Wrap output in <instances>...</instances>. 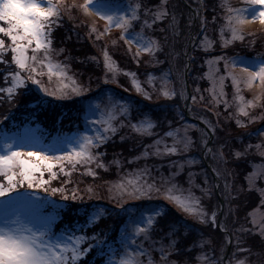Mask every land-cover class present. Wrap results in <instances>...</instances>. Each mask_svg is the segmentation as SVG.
I'll return each mask as SVG.
<instances>
[{"label": "snow or ice", "instance_id": "snow-or-ice-1", "mask_svg": "<svg viewBox=\"0 0 264 264\" xmlns=\"http://www.w3.org/2000/svg\"><path fill=\"white\" fill-rule=\"evenodd\" d=\"M199 7L192 10L188 18V26H194L199 21V27L204 29L205 36L198 47L208 51L213 47L214 41L207 36L209 21L203 14V0H197ZM95 5L96 11L93 12ZM169 0H159V3L147 7L143 0H130L128 9L122 14H100L99 19L104 21L103 28H98L94 23L89 25L88 38L95 42L101 41L111 33L114 27L119 30V36L111 41V46H118L122 41L128 45V51L133 59L139 62L142 54H147L152 60L162 50L159 40L147 34L146 30H152L154 25L168 21L167 28H178L179 20L175 12L169 10ZM220 7L224 9L223 22L219 25V42L221 47L227 48L235 42L244 43L247 39L248 46H254L256 37L253 33H245L243 25L252 20L259 19L264 25V0H241V6L233 7L229 0H221ZM215 10V9H213ZM101 8L96 0H0V77L5 86H0V105L7 102L15 107L18 96H34L35 99L27 107L33 109L28 119H35L39 111H43L56 105L57 102L71 100L74 97H85L90 91V86H85L76 76L69 75L70 65L62 62L57 57L64 52L63 48L57 50L53 47L52 34L54 30L62 26V20L67 17L75 20V13L84 16L100 13ZM217 17H212V23ZM83 23V22H82ZM140 25V31H136V25ZM79 26V25H77ZM161 32L164 28L159 29ZM133 33H135L133 35ZM132 35V39L126 36ZM133 43L135 51L133 52ZM104 45L101 50L103 60V83H117L118 77L124 75L130 78L136 92L145 99H152V92H156L158 98L174 100L178 95L181 101L191 99V105L185 104L189 113L200 120L199 124L185 123L180 127H171L163 136L155 139L144 147L140 155L130 162L147 160L150 157L158 159L173 156H184L183 160H170L169 173L165 175L161 170L163 165L153 167L145 164L141 168L134 169L120 175L115 181H105L108 199L114 201L116 209L98 205L93 211L78 210L75 215H84L81 223L76 220L73 223L64 222V213L70 208L69 202H78L85 199H100L94 185H86L83 190L78 186H72L71 176L80 168L81 175L98 178V170L109 171L113 164L119 168L122 162L114 159L105 163L104 152L99 149L107 144L122 129L128 128L132 133L141 137H152L157 127L156 121L150 113H142V119L132 121L133 105L128 101L115 98L111 90L106 92V100L98 102L89 99L84 105L85 128L71 134L58 131L55 136L49 137L40 128H32L25 124L23 128L15 126V131L0 127V264H178L171 260L173 254L179 249V235L181 228L186 236L191 231V225L171 224L170 231L166 234L168 243L164 239L152 240L151 232L154 230L158 219L167 214L163 206L148 210H137L125 207L129 201L152 200L162 198L173 204L178 211L186 216L193 217L201 225L217 226V211L211 215L205 210L198 197L192 191L193 187L200 188L205 196H210L209 187H201L196 184L197 175L204 176V184L208 185L207 173L188 172L189 187L184 189L176 183V178L184 172L185 167L191 168L198 165L200 160L188 153L197 148V141L192 133H199V148L203 155L211 156L217 165L226 166L228 160L223 151L224 145L214 151L209 147V141L216 137L220 127L217 111V121L214 124L205 116H196L194 106L197 104L196 94L189 97L182 88L179 93L170 86V70L163 72L159 77L149 75L147 83L153 85L152 92L142 87L141 81L135 72H123ZM11 55V60L7 58ZM99 65L97 57H89ZM191 59V57H189ZM223 61V73L220 63ZM209 73L207 78L211 82V88L207 91L211 94V104L216 108L223 104L228 112L227 119L234 120L238 128L246 129L249 124L264 120V111L259 115L253 114L255 109H264V93L246 99L242 94V85L251 89L254 84L264 88V53H258L252 60L243 57L227 58L214 56L207 60ZM14 66V67H13ZM159 81V89L155 87V81ZM230 80L233 88L232 101L226 99L225 81ZM199 93V89L194 90ZM203 101L204 97L199 96ZM178 112V108H177ZM179 114V112H178ZM9 114L0 118V126L8 120ZM90 117H95L90 119ZM183 120V115H179ZM246 118L247 122H245ZM90 129V130H89ZM252 136V132L237 135ZM256 135L261 138L255 145H245L244 151L233 150V156L239 159L246 155L248 150L255 148L260 156H264V130H258ZM126 137L122 136L123 141ZM170 140V142H169ZM27 149V150H26ZM175 169V171H173ZM212 171L217 178H221L223 172L218 167ZM224 171H228L224 167ZM66 177L59 186H53V182ZM249 190H256L261 196L260 204L264 205V188L257 187L258 180H264V165H254L253 171L245 177ZM219 187V185H216ZM231 185L225 181L224 192H230ZM47 195L39 197L38 193ZM59 196V200L53 199ZM118 210V211H117ZM116 214L128 217L125 224L119 230L116 241L109 240V232L101 229L100 232L87 234V230L95 228L101 220ZM251 228L241 226L238 233L259 235L264 239V214L250 212ZM63 224L57 228L58 224ZM220 229L225 233V243L221 248V256L213 259L205 252L197 257V264H223L224 249L228 243H232V234L224 223H220ZM198 244L211 245V238L198 234ZM148 241L152 248H146L140 238ZM159 244L156 248L155 245ZM241 238L235 236L236 251L227 264H248L247 258L236 259L240 252L249 251L240 247ZM86 245V246H85ZM190 246L187 250L191 251ZM152 251L160 253L159 261L152 256ZM91 255V259L89 256ZM146 258V259H145ZM187 264V261L185 262Z\"/></svg>", "mask_w": 264, "mask_h": 264}, {"label": "trees", "instance_id": "trees-1", "mask_svg": "<svg viewBox=\"0 0 264 264\" xmlns=\"http://www.w3.org/2000/svg\"><path fill=\"white\" fill-rule=\"evenodd\" d=\"M143 2L147 7H152L159 3V0H143ZM177 2L184 9V12L189 11V6L187 4L182 3L180 0H177ZM79 3H81V1ZM203 3V14L209 21L208 25L215 26V23L211 22L212 17L216 16L217 19H219V12H223L218 6V0H203ZM74 15H76L75 20H69L67 17H64L62 20V26L54 30L52 34L53 47L57 50L61 48L65 50L57 57V59L68 63L70 65L69 75L76 76V78L85 86H90L92 91H90L85 97H74L71 100L57 102V104L51 108L39 111L33 120L28 119L33 109L28 108L27 105L32 102L35 97L24 95L18 96L16 98L15 107H12L7 102L0 105V118L8 115L9 109L11 108L10 118L5 120L4 124L0 127L15 131V126H19L20 128H23L25 124L32 128L38 126L40 130L49 137L55 136L58 131L68 134L78 130L83 131L85 128L83 105L89 99H96L99 101L106 100L107 90H111L115 98L121 99L122 101H128L133 105V122L142 119V113L151 114L152 119L157 123V127L154 129V136L141 137L132 133L128 128H124L117 133L111 141L99 149L100 152L105 153V156L103 157L105 163H109L114 159L120 160L122 164L119 168L117 165L113 164L109 171L98 170L99 176L96 179L81 175L83 172L82 168L77 172H74L71 176L73 184L69 187L78 184L79 188L83 190L86 185H94L99 197H101L100 199H88L85 195L83 201L69 202L70 208L64 213V222L73 223L76 220H79L83 223L85 216L75 215L80 209H85L87 212H91L98 205H103L106 208L114 210L116 209L115 202L108 199L105 181H115L119 179L118 172L120 175H123L126 172H130L148 164L153 167L154 174H158L155 172V166L163 165L161 170L165 175H168L169 161L183 160L185 158L184 156H173L161 160L155 157H150L146 161L141 159L138 162H130L134 157L140 155V153L144 151L146 145L151 144L155 139L163 136L165 132L170 130L169 122H171V127L173 128L180 127L185 123H199L186 116L183 101L179 99V95L174 100L158 98L157 93L152 92L153 85L147 83L149 75L159 77L163 72L169 70L172 72L170 51L171 40L174 36L167 28L168 21H163L154 25L152 30H146L148 35L159 40L161 43L162 50L157 53L156 59L152 60L147 54H142L139 57V62H137L136 59H133L132 53L128 51V45L124 44L122 41L118 42V46L116 47L111 46V41L119 36V30L114 31L112 37L95 42L94 46L93 40H90L87 35L89 31L88 23L84 20L82 14L74 12ZM160 28H164L165 31L161 32L159 30ZM136 30L140 31L139 24L136 25ZM255 37L256 43L251 47L247 45V39H251V37H248L244 43L235 42L227 48L221 47L220 42L217 40L210 53L202 52L201 48L198 47V42L197 45L193 47L190 54L189 79L192 95L196 94L198 96V93H195L194 91L195 88L199 87L201 89H206L208 86L209 82L202 76L207 69V57L219 55L227 58L241 56L253 59L258 53H264V34H255ZM105 44L109 46V53L116 61L119 68L123 72H135L138 79L141 81L142 87L152 92L151 100H147L142 95L138 94L132 86L130 78L127 76L120 75L117 83H103L104 69L101 50ZM134 51L135 49H133V52ZM89 57H97L100 60L99 65L94 61L89 60ZM7 58L10 61L11 55L9 54ZM222 63L223 62L221 61V64ZM0 67H2V65H0ZM221 69L223 70V67ZM169 78H172L171 73ZM154 83L155 87L159 89V81L157 80ZM3 85L2 77H0V86ZM228 85H231L230 80H227L226 86ZM228 90H232V88ZM191 103L192 102L190 101V104ZM210 105L213 107L211 103ZM214 109H216L215 112L218 111L220 113V127L217 130L216 137L213 139L212 146L215 150H218L220 145H224L223 151L228 160V164L226 166H220L217 165L213 159H211L210 162L212 168L218 167L223 174H225L227 182L231 185L230 192H223L221 197L216 191L215 176L213 171L206 165V157L203 155V151L199 148L198 132L192 133L194 140L197 141V148L188 153V156L196 157L200 160V163L198 165H193L191 168L185 167L184 172L176 178V183L184 189H187L189 187L188 172L194 171L199 173L203 169L207 173L208 185L204 184L203 175H197L195 177V182L201 187H209L211 189L210 196H205L200 191V188L193 187L192 191L196 196L201 197V203L209 215H211L213 211H217L218 220V217L221 214L222 223L227 226L229 232L232 234V246L228 260L232 258L233 252L236 251L235 236L239 235L241 238L240 247L248 249L249 251L238 253L236 259H243L246 257L248 264H264V239L259 235L236 232L241 226H252L250 223V212H253L254 209L260 206L264 208V205L260 204L261 196L259 192L256 190H249L245 179L246 175L253 170V165L262 160V156L257 153L255 148L248 150L246 155L239 159H236L233 156V150L243 152L245 145L249 143L255 145L260 142L261 138H259L256 133L258 130H264V120L249 124L246 129H241L238 128L234 120L227 119L228 112L234 111L233 108H229L225 111L223 104H220ZM259 111L261 112L264 110L259 109ZM215 112H213L210 106H208L207 113L214 124L217 121V116L214 114ZM181 114L183 115V120H180L179 118V115ZM193 117L196 118L195 116ZM246 132H252L253 135H242L240 139H237L238 134ZM122 136L126 137L123 141L121 140ZM224 167H226L228 171H224ZM173 171H175V169H173ZM64 179H66V177L61 176L59 180L53 182V186H59ZM45 195L47 194L43 192L38 193L39 197ZM53 199L59 200V196L54 197ZM160 206H163L166 209L167 214L159 218L158 222L155 224L154 230L150 234L152 240L158 241L163 238L164 243L167 244L168 237L166 234L170 231L169 226L171 224L191 225V231L186 236L183 234V228H181L180 233H178L179 242L177 248L179 249V252L173 254L170 257L171 260L177 261L178 264H185L186 261L187 264H197L196 257L202 251L207 253L213 259H218L221 256V248L225 243V233L219 227L221 221L220 223H217V226L215 227L210 224L207 226L201 225L193 217L186 216L184 213L178 211L173 204L162 198L129 201L125 207L134 208L138 213L140 210H148ZM127 219L128 217L123 214L110 216L107 219L101 220L95 228L88 229L87 234L90 236L94 232H100L101 229H104L106 232H109V240L114 242L118 239L119 230L125 224ZM62 226V223L58 224L57 228L59 229V227ZM198 234H203V237L205 238H211L212 244L204 245L203 248H201L198 244L200 239ZM138 242H143L144 246L151 250L152 245L148 241H143L142 237ZM193 244H196L197 246L192 247V250L188 251L187 249ZM155 247L158 248L159 244L155 245ZM227 247L224 249L223 256L226 253ZM91 255L92 254H90L89 259H91ZM152 256L156 261H159L160 253L158 251H152ZM97 264H100V262L97 261ZM223 264H226L225 261H223Z\"/></svg>", "mask_w": 264, "mask_h": 264}, {"label": "rangeland", "instance_id": "rangeland-1", "mask_svg": "<svg viewBox=\"0 0 264 264\" xmlns=\"http://www.w3.org/2000/svg\"><path fill=\"white\" fill-rule=\"evenodd\" d=\"M78 1L79 2L81 1V3L83 2V0H78ZM180 1L189 6V11L184 12V9L180 6V4L177 2V0H172V1L169 0V5H168L169 10L171 12H175V14L177 15L178 20H179V25H178V28L175 30V34H174L173 30H170L171 34L174 36V38L171 40V51H170L171 52V65H172V72H170V73L172 75V78H169V79L171 82L170 86L174 87L177 90V93H179V91L182 88H184L189 95V91H188L187 84H186V80H187L186 72L189 75V68H190L189 57H190V54H191L193 47H195L198 42L200 44V41L204 38L205 31H204V29H201L199 27V21L198 20L194 22L193 27L190 28L188 26V18L192 14V10L200 6L199 3L197 2V0H180ZM129 2H130V0H125V1L96 0V3H98L100 5V8H101L100 13L95 14V15H88V16H84L82 14V16H83L84 20L88 23V25H91L94 23L98 28L102 29L103 25H104V21L99 19V15L104 14V13L109 14V15H111V14H122L125 11H127ZM229 2L233 7L241 6V0H229ZM220 4H221V0H218V6L223 11L222 13L219 12V15H218L219 19H217L219 21L215 22V26H210V25L207 26V28H208L207 36L209 39L214 41L213 46L217 40L219 41V25L223 22L224 9L222 7H220ZM95 11H96V9H95V5H94L93 6V12H95ZM78 14H80V13H78ZM248 19H249V22L246 23L245 25H243V31L245 33H253V34L263 33L264 34V25H261V23L259 22V19L252 20L250 16ZM216 24H217V26H216ZM116 30H118V29L113 27L111 29V33L109 35H106L102 40L112 37L114 35L113 34L114 31H116ZM136 31L138 32V30H136ZM134 34L135 33H133V35ZM214 34H215L216 39L214 38ZM126 39L131 40L132 35L126 36ZM132 47H134L133 49H135V43H133ZM212 48L209 49L208 51H204L203 48H201V50H202V52L210 53ZM214 56H219V55H214ZM214 56L207 57L206 61L211 59ZM235 57H241V56H235ZM243 58L245 60H252V59H248L245 57H243ZM222 67H223V63L222 64L220 63V68H222ZM206 68H207L206 72L202 76L209 83H208V86L206 87V89L205 88L201 89V88L197 87L200 91L198 93L197 104L194 106V111L196 113V116H205L206 118L211 120V118L209 117V115L207 113L208 112V106H210V108L212 109L213 112H215L216 109L211 107V105H210L211 94L209 91H207V89L211 88V82L207 78V75H206L210 71L207 63H206ZM222 73H223V70L221 69V74ZM226 84H227V80L225 81V92L227 94L226 99H228L229 101H232L234 90H233L231 85L226 86ZM3 86H5V85H3ZM241 87H242V94L245 96L246 99H252L253 97H255L257 95L264 93V88H261L258 84H254L251 89L245 88V87H243V85ZM197 88H195V89H197ZM231 88H232V90H228ZM191 95H192V91H191ZM199 96H203L204 100L200 101ZM97 101L102 102L103 100H100V101L97 100ZM188 102H189V100L186 102L183 101L184 108H186L185 104H187ZM187 105H191V104L188 103ZM259 113H260L259 109H255L253 112V114H255V115H259ZM92 118H95V117H90V119H92ZM242 119L246 120V118H242ZM200 126L203 127L201 123H200ZM213 139L210 140L212 142V144H213ZM212 144H211V147L213 148ZM213 150L216 151L214 148H213ZM205 157L208 159V162L211 165L210 160L212 159V157L211 156H209V157L205 156ZM254 165H264V156H262L261 161L255 163ZM214 175H215V173H214ZM225 181H227L225 178V174H223L221 178H217V176H216L215 183H216V185H219V187H216V189L218 191L219 196H221V197H222V194L224 192ZM257 187L264 188V180H258L257 181ZM222 209H223V207H222ZM253 211H256L258 215L264 214V208L261 206L254 209ZM220 221L222 222L221 214L218 217L217 223H220ZM244 227L251 228L252 226L251 227L244 226Z\"/></svg>", "mask_w": 264, "mask_h": 264}, {"label": "water", "instance_id": "water-1", "mask_svg": "<svg viewBox=\"0 0 264 264\" xmlns=\"http://www.w3.org/2000/svg\"><path fill=\"white\" fill-rule=\"evenodd\" d=\"M189 64H190V62H189ZM186 77H187L186 84H187V88H188V91H189V97H191L190 81H189V75H188L187 72H186ZM189 101H190V98H189ZM185 114H186L188 117L192 118V116L190 115L188 109H186ZM198 121L202 124V122H201L200 120H198ZM202 125H203V124H202ZM211 144H212V142L210 141V142H209V146H210V147H211ZM207 165L209 166V163H208V162H207ZM231 246H232V243H229V244H228V247H227V251H226L225 257H224V261H225L226 264H227V262H228L227 260H228L229 252H230V250H231Z\"/></svg>", "mask_w": 264, "mask_h": 264}]
</instances>
